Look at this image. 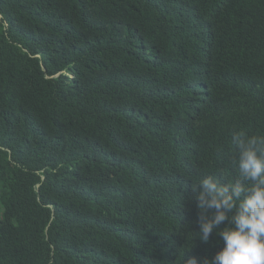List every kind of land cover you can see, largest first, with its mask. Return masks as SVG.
<instances>
[{
    "label": "trees",
    "instance_id": "trees-1",
    "mask_svg": "<svg viewBox=\"0 0 264 264\" xmlns=\"http://www.w3.org/2000/svg\"><path fill=\"white\" fill-rule=\"evenodd\" d=\"M233 130L264 135V0H0V264L213 256L189 199Z\"/></svg>",
    "mask_w": 264,
    "mask_h": 264
},
{
    "label": "clouds",
    "instance_id": "clouds-1",
    "mask_svg": "<svg viewBox=\"0 0 264 264\" xmlns=\"http://www.w3.org/2000/svg\"><path fill=\"white\" fill-rule=\"evenodd\" d=\"M231 145L237 178L222 183L203 177L189 199L198 209L199 242L209 244L215 235L222 247L211 257L191 256L186 264H264V135L233 130Z\"/></svg>",
    "mask_w": 264,
    "mask_h": 264
}]
</instances>
